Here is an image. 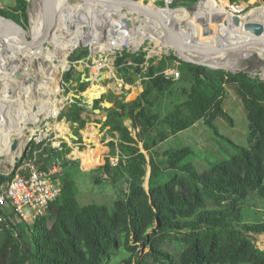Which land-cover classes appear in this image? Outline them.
Segmentation results:
<instances>
[{"label":"trees","instance_id":"1","mask_svg":"<svg viewBox=\"0 0 264 264\" xmlns=\"http://www.w3.org/2000/svg\"><path fill=\"white\" fill-rule=\"evenodd\" d=\"M197 1L173 0L169 6H190ZM224 1L222 5L227 7L228 1ZM237 1L230 0L232 4ZM13 3L0 11V16L23 23L20 16L27 12V0ZM155 5L163 8L165 0H155ZM81 53L71 61H78ZM128 59L139 61L134 55L120 53L115 65L124 84L134 86L137 76L132 74ZM10 60L0 59V70L6 74ZM247 63L249 68L260 67L253 60ZM175 64L191 82L189 89L180 88L185 99L164 117L152 115L157 96L172 94L170 89L175 88L178 80L164 75ZM247 73L209 70L185 63L175 55L150 62L141 75L148 87L129 103L119 100L116 108L107 110L105 126L109 129L105 135L111 142L101 146L98 154L97 165L115 145L113 155L118 156V163L112 165L106 160L101 170L114 182L127 184L124 199L115 203L113 211L98 204L80 206L77 191L66 178L57 206L32 227L26 223L4 225L0 232V264H264V250L254 242L255 235L264 234V206L262 221L245 220V213L254 212L250 198L264 202V82ZM75 75L71 72L64 79L76 82ZM82 84L80 87H84ZM227 86L236 91L247 112L248 148L220 135L214 124L217 119L233 124L222 108ZM102 102V98L95 100L93 109H102ZM68 108L60 119L83 124L84 108L70 102ZM125 120H130L135 130L138 128L135 136L124 126ZM201 120L215 134L222 155L224 148L229 150L220 160L210 162L191 147L161 153L154 150L170 135ZM84 128L101 132L91 124ZM153 131L157 134L150 138L148 133ZM139 143H143L148 158ZM147 166L150 176L145 190Z\"/></svg>","mask_w":264,"mask_h":264},{"label":"rangeland","instance_id":"2","mask_svg":"<svg viewBox=\"0 0 264 264\" xmlns=\"http://www.w3.org/2000/svg\"><path fill=\"white\" fill-rule=\"evenodd\" d=\"M166 1V0H165ZM228 1L227 7L226 8H230L231 6H233V8H236L235 6H240L239 9L244 8L242 13L239 14L240 16H244L245 20H249L251 19V15H250V11H253L255 9L261 8L264 6V0H240L237 1L235 4H232L230 2V0H226ZM145 2V0H144ZM147 3H154L155 4V0H147ZM224 0H219V3H224ZM74 2L72 0H67L65 2V5H70L73 4ZM35 0H27V12H23L22 15L20 16V20L23 22L22 24H24L23 26L26 28V30H28L29 35H27V39L29 38H35V36L37 34H39V31L41 28L38 27H32L31 21H30V15H29V10L34 11V14H40L39 9H37V5H35ZM14 5L13 0H4V8H10ZM261 6V7H260ZM36 10V11H35ZM235 12L238 11V9L236 8L234 10ZM38 14V15H39ZM238 15V14H237ZM69 16V15H68ZM103 16H105L103 14ZM67 17V16H66ZM66 17H61L58 21H56V23L54 24V26L52 27V32L54 34H59L60 30H64V32L71 30L70 24L68 23L67 25L65 24L66 21ZM85 17V16H84ZM101 22V21H100ZM82 24L83 21H78L76 24H74L76 30L78 31L79 28L76 27L77 24ZM59 24V25H58ZM52 25V24H51ZM36 30V31H34ZM50 28V27H49ZM86 28V29H85ZM85 30H87V26H85ZM14 31H18L15 30L14 28H12L8 22L0 20V35H2V37L5 36L4 40H10L11 39V34ZM19 32V31H18ZM41 32V31H40ZM50 32L49 29L47 31V38L45 37H41L42 40L39 35L37 36V38H35V41L40 42V44H43L44 41H46L48 39ZM68 34V33H65ZM9 35V36H8ZM136 36L132 34V37ZM141 39L142 41L145 39V35H141ZM1 37V36H0ZM7 38V39H6ZM39 38V39H38ZM154 41V40H153ZM42 42V43H41ZM47 42V41H46ZM44 42L42 49H49L51 51H55L54 47L52 45H49L48 43ZM138 43V42H137ZM63 45V46H62ZM139 46H137L138 48H136V50L132 49L131 47H129L128 45H123V46H118L121 47L120 51H113V49L107 51V52H102V53H96V55H91L88 46H83V47H78L75 50L70 52V49H68V46L60 41L59 46L61 47V50L58 52L60 57L65 60V61H60L57 58H53L52 59V64H51V71L54 74L55 80H54V84H53V93H54V98H49V96H47L43 102L40 103L39 105V110L36 111L35 115H34V111L32 110V114L30 116H28L30 114L29 108L25 106V109L22 111L24 112V116H23V122H28L30 124H33L35 122L38 121L40 116L46 117L45 114H43V112L45 111V109L49 110L48 114H51L52 116L46 118L49 122L52 118H54L55 116H57V122L61 123V125L59 126V130L62 131V133L64 134L66 129V125L68 126V131L69 133L73 134V136L77 137V140H74L73 138H70L68 136V140L71 142L70 145L68 146L66 144V142H64L63 144H61L60 150H58V152L60 153V155H62V174H61V178L59 179L61 183L64 182V180L66 178H68L69 180H71V184L73 185V187L76 189L77 193H76V200L78 202V204L80 206H84V205H89V204H98V205H103L106 208H108V210L113 211L115 209V203L119 202L120 200H123L125 195L127 194V184H125L124 182L120 181V182H114L113 179L109 176H106L103 171L101 170V166L104 165V163L106 162V160H109V162L112 165H116L118 163V160H116V156L114 158H112L113 160H111L109 157L105 158L99 165L95 164L93 165L94 168H90V169H84V167L81 164V159L84 162V164H90L91 162H93V154L95 153L93 150H89L87 145H90L92 147V149H94V147L90 144L87 143L83 137H82V133H81V129L89 123H92L95 125H97L98 127V131H102L103 128L105 127V125H107L101 118L102 113H108V109L110 108H102V113L100 114H94L93 113V108L92 110H86L81 112L82 114H85V118L83 119V124H81L80 122H66L64 120L60 119L61 115H65L68 110H69V102L67 101V96L68 94L72 91L78 95H83L84 96V92L87 89L88 83H83L82 85L84 87H80L79 84L77 83L78 80H80V75L76 74V72H78V69H81L82 67L79 66V64L81 63H76V62H72V57L79 54V57H81V60L83 61V59H87L86 61V73H90V74H94L96 71V68H92L93 65L96 63L98 65V63H102V62H107L108 58H109V63L111 64V67L113 70H111L108 66H104L102 67L99 72L98 70L96 71V73L98 72L97 75H99L100 73H103L106 76L110 77V79H106L104 82L110 83L112 85V82H116V87L119 89V92L117 91L116 95L110 93V95H108L112 100H114V106L113 108H116V104L117 101L119 100H123L124 103H129L130 101H132L134 99V89L139 86L142 87L143 82L139 81V85H134V86H130L128 84L126 88L124 89V82L123 84L121 83V77L119 75L118 72V68L115 65V60L118 56V54L120 53H124L126 55H134V59H138V63H135L132 59H128L127 60V64L129 66H131V71L132 74H136L142 75L145 73L146 68L148 66V64L150 62H159L161 59L163 58H167L170 57L172 55H174L172 53V48L168 51V53H164L162 52L163 49L166 46H162L159 44H156V42H151L149 40H145V42H141V44H138ZM159 46V48H158ZM12 46H10V43H8L5 46H1V51L4 55H2L3 57L7 58L12 56L13 53L8 54L7 51H12L14 48H11ZM22 47V45L20 46ZM67 47V48H65ZM106 48V46H105ZM107 49V48H106ZM105 49V50H106ZM32 51H36L35 49H29ZM68 50V51H67ZM102 50V49H100ZM153 51H157V53H153ZM8 54V55H7ZM1 56V57H2ZM35 57V55H32V60L31 63L33 62V58ZM59 62V65L58 64ZM69 63H68V62ZM96 61V62H95ZM95 62V63H94ZM247 65V74H249L250 76H255L258 80L264 82V73L262 74L260 71V67L258 69H254L255 66H253L252 68L248 66V63L245 62ZM68 64L70 66L69 70L67 71V73L63 76H59L60 81H58L57 79V70L61 69V70H65L68 67ZM258 66H260V64H256ZM46 69L48 68L47 65L44 66ZM138 68V71H137ZM35 69V66H34ZM173 69H176L179 71L180 73V77L178 79V81L176 82L175 88L174 89H170L172 90V94H170V92L165 93L162 96H157V98L154 100L155 104L153 106V108H151L150 112L152 115H159L161 117H164L168 112H170L171 110H173L176 106H179L183 103V100L185 99V97H182L181 92H180V88H185V89H189L190 87V79L187 73L181 72L179 69V65L175 64V66H173ZM76 71V72H75ZM71 72L74 73V77L76 78V82L74 83H70V82H66L64 77L68 74H70ZM250 72V73H249ZM96 75V76H97ZM78 79V80H77ZM72 81V80H71ZM123 81V80H122ZM141 82V83H140ZM59 84V85H58ZM122 85V86H121ZM4 87V84L2 85ZM55 86V87H54ZM107 87V86H104ZM83 89V90H82ZM0 99H3V92H0ZM56 98H58L59 103H60V110L59 107L56 106ZM106 98V95L102 97ZM39 100H37V104ZM18 103H22V102H18ZM14 104V105H12ZM36 104L34 103V105H32V108H37ZM9 107H16V102H12L10 103ZM222 108L224 109V111L232 118L233 120V124L229 125L226 121H224L223 119H217L214 124L217 128V131L220 135L228 138L229 140H231L234 144L239 145L241 147L244 148H248V143H247V129H248V119H247V112L245 111L239 97L236 94V91L231 87V86H227L225 87V92L223 95V100H222ZM8 109V108H7ZM17 109V107H16ZM27 109V110H26ZM6 110V109H5ZM18 110V109H17ZM27 112H26V111ZM59 111V113L57 114V112ZM11 114L13 116H20V113L18 112H11ZM9 113V115H11ZM6 116H8L6 114ZM18 116V117H19ZM27 116V117H26ZM45 119V120H46ZM127 125L131 126V121L130 120H125ZM26 123V125L28 124ZM66 124V125H65ZM1 126V125H0ZM10 126H12L11 121L8 122L7 126L5 127H1L0 131H2L1 133H5V130H8V128H10ZM25 128H30L33 133H41V132H45L46 130H51L52 128L50 126L41 124L39 128L37 129H33L31 127H26ZM51 128V129H50ZM52 133V138L55 139L53 129L51 131ZM157 131H153L151 133H148V136L150 138L155 137V134ZM29 130L26 131V140L30 139L32 134ZM42 134V133H41ZM56 134V133H55ZM13 137H11L12 139L10 140V145L13 142V139L15 138L14 134L12 135ZM215 134L209 129V127H207L205 120H201L198 121L193 128H188V130L186 131H182L179 134H174V135H170L164 142L159 143L154 150L158 151L159 153L167 150V149H171V148H179V147H191L193 149H197L198 152L204 154L208 160L210 162H215L217 159L220 160L222 158L223 155H226L227 152H229L228 148L226 147V150L224 148V154L222 155L223 151L222 150H218L220 148V145L216 142L215 140ZM0 142H5L8 140V137L3 139L2 137L0 138ZM25 140V142H26ZM62 139H58L57 141H61ZM55 140H53L52 142L54 143ZM65 141V140H64ZM24 143V142H23ZM9 145V147H10ZM139 145L141 146L142 150H143V143H139ZM29 146V144H28ZM27 146V148H28ZM106 146V145H104ZM2 146L0 145V148ZM73 152V158H68L69 154ZM101 151V147H99V151L98 154H100ZM116 150H112V154L115 153ZM8 153H9V149H8ZM222 155V156H221ZM4 156L0 153V157ZM105 156H107V154H105ZM108 156H110L108 154ZM147 156V153H146ZM98 155L96 156L95 162L98 160ZM81 158V159H80ZM148 158V156H147ZM118 159V158H117ZM149 166H147V170H148ZM144 185H146V182L144 183ZM61 198V197H60ZM60 200V199H59ZM250 205L252 212H248L245 213L246 214V222H251V223H255L257 221H262L261 220V211L263 210V206H264V202L260 201L258 198H250ZM58 204V203H57ZM256 213V214H255ZM248 215H250L253 220H251ZM27 224V223H26ZM29 225V224H28ZM26 232H23V235H25ZM254 242L257 245L258 248H260L261 250H264V234L261 235H255L254 236ZM29 264V263H28Z\"/></svg>","mask_w":264,"mask_h":264},{"label":"water","instance_id":"3","mask_svg":"<svg viewBox=\"0 0 264 264\" xmlns=\"http://www.w3.org/2000/svg\"><path fill=\"white\" fill-rule=\"evenodd\" d=\"M77 1H81V3L86 5V2L89 3L92 0ZM96 1L97 4L93 7H99L101 10H104V7H108L113 12L112 18L121 17V21L124 25L135 29V31L131 30L133 31V35H135L136 32H138L136 36L145 35V39L142 41L143 43L145 40L154 42L150 36L147 37L148 33H151L155 36V38H160L161 45L163 44L166 47L172 48V53L185 63L201 66L209 70H223L233 74H238L247 73V65L245 62L248 60H253L260 64V71L262 74L264 73V20H256L252 17L249 20H245L241 26V37L237 36L238 38L233 37V39H230L229 37L232 35L230 33L236 31L233 29H239L241 25L237 21L235 22V19L230 16V14H237L234 11L233 6H231V9L226 8V12H223L219 10H204L200 8V3L203 0H198L195 5L190 6L180 4L169 6L171 3H173V0H166L165 6L163 8L157 7L154 3L144 2V0ZM212 1L215 2V6L219 5L217 0ZM101 5L105 6L103 7ZM177 9H187L190 12L188 14V19L190 20H179L176 18L171 20L168 18V16H165V11ZM103 14L101 11H94V9L93 11L90 10L88 13H86L85 21H88L93 26L91 27L84 23L82 30L84 33L92 35L97 34L99 43L103 42V44H105L107 49L98 50L96 53H105L111 49H113L114 52L120 51L121 47L118 46H122L123 42L127 41V43H131L128 40L129 37L124 34L122 35V31L120 29L112 28V18L110 17L109 19L106 16H103ZM80 16L81 15L79 14H70L68 17H66L67 20L65 22L71 24L73 22L76 24L77 19L82 22L84 16ZM0 18L8 21L10 26L18 27L20 32L14 31L11 34V37L21 41L23 45H27L26 42L28 40L26 36L29 35V32L26 30L23 24L4 16H0ZM81 25L82 24L79 23V25L76 26ZM85 26H87V30H85ZM154 27L155 30L153 29ZM72 29L70 31H74ZM65 33H69V31L64 32L63 29L60 30L59 34H56V40L60 42L66 36ZM35 42L36 44H40V42ZM83 46H88L89 51L91 52L90 54L96 55V53L93 52L91 46L80 45L79 48ZM15 49L17 48L15 47ZM21 57L22 54L20 52H16V50L13 51L12 59L8 62L7 72L12 73L15 78L25 76L27 79L26 83L28 85L32 83L36 85L37 81H35V79L38 77V74L35 72L36 69H34L31 62L24 61ZM69 68L70 66L68 64L67 69H59L56 71L58 81H60L59 76H62L63 79V76L67 73ZM78 70L82 73L80 79L81 83H91L96 81L104 82L106 80V77L103 73H100L97 76L92 74L87 75L84 69ZM147 87L148 83L146 82L142 85V87L138 86L135 88L133 91L134 96L136 97L139 95ZM2 92L4 96L3 99H0V110L10 108L9 105L12 102L18 103L26 101V98L22 99V96H25V92H16V87L13 84H11L7 90L4 89ZM107 92V87H104L100 90H88L85 93L87 103H83L81 102V96L71 91L67 96V101L73 104L77 103L86 110H92V105L89 103L102 98V96ZM37 94L38 91L34 89L33 97L31 98L29 96L27 101L37 104ZM103 103L105 108L111 107V103L107 100H104ZM93 111L95 114L101 113L100 109H93ZM28 124V127L37 129L42 123L41 121H37L33 124ZM68 136L74 140L78 139L71 133H69ZM25 140L26 132L25 136H15L13 139V142L10 146V152L14 154L11 167L7 166V157H0V162H3L4 164V167L0 169V182L7 179L18 165L23 153L28 146L29 139H27L26 142ZM149 176L150 167L148 168L146 174V185H144L145 190H148Z\"/></svg>","mask_w":264,"mask_h":264},{"label":"bare ground","instance_id":"4","mask_svg":"<svg viewBox=\"0 0 264 264\" xmlns=\"http://www.w3.org/2000/svg\"><path fill=\"white\" fill-rule=\"evenodd\" d=\"M66 1L67 0H35V3H36L35 5H37V9H39L40 14H39V12H38L39 15L36 13L34 14V11L30 12V10H29L30 21H31L32 27L33 28L34 27L41 28L40 29L41 32L39 31V34H37L35 36V38H37L38 35L40 38L41 37L47 38L46 34H47L48 29H49L50 34L48 36V39L46 40L47 42L46 41H44V42L48 43L49 45H52L54 47L55 51H51L50 48L49 49L48 48L42 49L44 42H43V44H39V43L36 44L35 38H32V37L27 39L28 40L26 42L27 45H23L22 49L20 47L21 46L20 43L15 46L16 48H19V49H21V51H23V52H21V54H22V59L24 61L31 62L32 55L33 54L35 55V57L33 58L32 64H33V67L35 66V69H36L35 72L38 74V77L35 79V81H37L36 85H34V83L28 85L26 83L27 79L25 78V76L15 78L12 73L9 72L8 74H6L3 70H0V78H1L0 79V85L4 84V87L0 86V92L2 89L7 90L11 86V84H13L16 87V92H21V91L25 92L24 94L26 96V97L22 96V99L26 98V101H23L22 103H16V107L18 110L16 109V107H10L6 110H0V125H1L0 129H1V127L7 126L9 121H11V124H12V126H10V128H8V130L4 131L5 133H1L2 131H0V138L2 137L3 139H5L8 137L7 141L0 142V145L2 146L0 148V153L2 155H4L5 157H7V159H8V156L11 157V160H12L11 162H13V156H14V154L10 152V147H9L10 142H11L10 140L12 139L11 137H13L12 135L14 134V136H16V137H18V136L22 137L23 135L25 136V132L27 130H29L32 133L30 128L24 129V126L27 127L29 124L26 125V123H28V122L22 123L24 121L23 120L24 112L22 111V109L24 110L25 106H26L29 108V111L31 110L30 114L28 116H30L32 114V110L34 111V115H35L36 111L39 110V108H40L39 107L40 103L43 102V100L47 96H49L50 99L54 98V93H53L52 87H53L54 80H55V77H54L55 73H53L51 71V64H52V59L54 57L55 58L60 57L58 52L61 50V47L59 46L60 42L56 40V34H53V32H52V27L54 26L56 21H58L61 17H64V16L68 17V15H70V14H72V15L79 14V15H81L80 17H83L90 10L93 11V9L96 12L101 11L102 14L104 13V15L109 19H110V17L112 18L113 12L108 7H104L105 5H101L104 7V10H101L99 7H93L94 5L97 4L96 0H92L89 3L86 2V5L81 3V1L79 2L77 0H72L74 2L73 4L65 5ZM214 4H215V2L212 0H203L200 3V8H202L204 10L213 9L216 11L219 10V11H223V12L225 11L226 12V7H224L221 3H219L218 6H215ZM189 13L190 12L187 9H177V10H172V11L167 10V11H165V16H168V18H170L171 20H173V18H176L179 20H183V19L190 20V19H188ZM250 15L252 16V18H254L256 20H264V7L250 11ZM230 16L235 19L234 20L235 22L237 21L241 25H240L239 29H233L236 31L231 32L230 34H232V35H230L229 38L233 39V37H237V36L241 37L240 36L241 30H242L241 26H242L243 22H245V17L237 15V14H235V15L230 14ZM85 18H86V15L83 19V23L81 26H76L77 28L80 27L81 30L79 32L74 27L73 22H72V24L69 23L71 29L74 27L72 29L74 31H70L68 34H66V36L61 41L64 42L68 46V49H70V52L75 50L76 48H78L80 45L91 46L93 52H98V50H100V49L105 50L106 49L105 44H103V42L99 43L98 38H97V34L92 35V34L84 33V31L82 30V26L84 23L88 24L91 27L93 26L88 21H85ZM0 20L6 21L2 18H0ZM78 21H79V19L76 20V23ZM6 22H8V21H6ZM65 24L67 25L68 23L65 22ZM111 24H112V28L120 29L122 31V35L124 34L127 37H129L128 40L131 43H127V41H125V42H123L122 46L125 44V45H128L129 47H131L133 49V48L139 46L138 44H141V42H142L141 37L142 36L132 37V32L135 31V29L132 27L130 28V27H127L126 25H124L121 21V17L112 18ZM77 25H79V24H77ZM11 27L20 32V29L18 27H16V26H11ZM153 29L155 30V27ZM131 30H133V31H131ZM34 31H36V30H34ZM135 34L137 35L138 32H136ZM149 36L151 37L152 40H154L156 42V44L161 45L160 38H158V37L155 38V36L151 33H148L147 37H149ZM42 40H44V39H42ZM54 42H55V44H54ZM162 46H163V44H162ZM65 48H67V47H65ZM29 49H35L36 51L30 52ZM170 49L171 48H169V47H165L162 52L168 53V51ZM14 50H16V49L14 48L12 51L10 50L7 52H8V54H11V53H13ZM153 53H157V51H153ZM4 54L2 52H0V57ZM60 58H57V59L62 61L63 59H60ZM63 61H65V60H63ZM109 61L110 60L108 58L107 62H102L100 64L98 63L97 66L95 65L97 67L96 71L98 70V72H99V70H100L99 68H101L102 66H108L112 70V67H111V64L109 63ZM45 65L48 66L47 69L44 67ZM96 71L92 75H97L98 72L96 73ZM6 77H8L9 79H7L5 82L4 78H6ZM34 89L36 91H38L36 98L39 100L38 101L39 103L36 104L37 108H35V110H34V108H32V105H34V102L30 103L29 101H27V98L29 96L31 98L33 97ZM56 101H57L56 106H58L59 110H60L61 107H60V103H59L58 98H56ZM12 105H14V104H12ZM13 111L17 112V113L19 112L20 116L19 115H18L19 117L13 116L11 114V112H13ZM9 113L11 115H9ZM48 113H49V110L45 109L43 114H45L46 117L40 116L38 121H41V123L44 125L50 126V122L46 118H48L52 115L48 114ZM58 113H59V111L57 112V114ZM6 114L8 116H6ZM87 141L90 142L91 139H88ZM110 142H111V139L108 140V143H105L103 141V142H101L100 147L104 146L105 144L108 145ZM8 149H9V153H8ZM117 158L118 157H116V160H117Z\"/></svg>","mask_w":264,"mask_h":264},{"label":"built area","instance_id":"5","mask_svg":"<svg viewBox=\"0 0 264 264\" xmlns=\"http://www.w3.org/2000/svg\"><path fill=\"white\" fill-rule=\"evenodd\" d=\"M235 7L238 9L236 13L241 14L244 8ZM3 9L4 0H0V10ZM164 75L174 80L180 77L176 69H167ZM41 133H31L29 146L19 164L10 179L0 187V232L6 224L27 223L32 227L57 206L61 197L62 183L59 179L63 157L58 150L62 142L53 139L50 130Z\"/></svg>","mask_w":264,"mask_h":264},{"label":"crops","instance_id":"6","mask_svg":"<svg viewBox=\"0 0 264 264\" xmlns=\"http://www.w3.org/2000/svg\"><path fill=\"white\" fill-rule=\"evenodd\" d=\"M1 37H0V52H2L1 51V46H5V45H7L8 43H10V46H12V48H15V46L16 45H18L19 43L23 46V44L21 43V41H19L18 39H16V38H12L11 37V39L10 40H4V38H5V36L4 37H2V35H0ZM9 36V35H8ZM7 39V38H6ZM14 39V40H13ZM21 49H22V47H21ZM21 49H16V52H20L21 53ZM0 59H12V56H10V57H7V58H5V57H0ZM89 58H87V59H83V61L81 60V58L78 60V61H76V63H81V64H79V66L80 67H82L81 69H86V67H87V65H86V61L88 60ZM60 62V61H59ZM59 62H58V64L57 65H59ZM97 66V64L95 63L94 65H93V67L92 68H95L96 66ZM102 67H104V66H102ZM101 67V68H102ZM101 68H99V69H101ZM113 70V69H112ZM85 72H86V70H85ZM78 73H79V75H80V79H81V75H82V73H81V71H79L78 70ZM90 73H87V75H89ZM141 74V73H140ZM137 75V78H136V83H135V85L137 86V85H139V81H141L142 80V78H141V75ZM106 79H110V77H108V76H106ZM142 82V81H141ZM140 82V83H141ZM121 83L123 84V81L121 80ZM0 86H2V85H0ZM104 86H107V88H108V92L105 94L106 95V98H103V101L104 100H110L111 102V108L114 106V100H112L108 95H110V93H112V94H114V95H116V93H117V91L119 92V89L116 87V82H112V85L110 84V83H107L106 84V82H98V81H96V82H91V83H88V86H87V89H86V91H88V90H100V89H102V88H104ZM122 86V85H121ZM126 86L127 85H125L124 84V89L126 88ZM131 86V85H130ZM138 87V86H137ZM136 87V88H137ZM127 89V88H126ZM86 91L84 92V96L82 95H80L81 96V98H82V101L81 102H83V103H87V99L85 98V93H86ZM105 95H103V96H105ZM102 96V97H103ZM98 100V99H97ZM93 103V102H92ZM92 103H89L90 105H92ZM101 106L103 107V108H105L104 107V103L102 102L101 103ZM92 108H93V105H92ZM101 110V113H102V109H100ZM84 111H85V109H84ZM93 111V110H92ZM93 113H94V111H93ZM95 114V113H94ZM100 114V113H99ZM58 116V115H57ZM57 116H55L54 118H52L51 120H50V127L53 129V132H55L54 133V136H55V138L56 139H62L61 140V142H62V144L64 143V142H66V144L69 146L70 145V141L68 140V134H69V131H68V126L66 125V127H65V129H66V131H65V133L63 134L62 133V131L61 130H59L58 128H59V126L61 125V123H59V122H57L56 120V118H57ZM85 118V114H82L81 115V119L83 120ZM101 118H102V120L105 122L106 121V118H107V114L105 113H102V116H101ZM197 123V122H196ZM195 123V124H196ZM56 124V125H55ZM89 124H91L92 126H97V125H95V123L94 124H92V123H89ZM124 126L125 127H127L128 128V130L129 131H131V133H132V135L133 136H135L136 135V132L138 131V128L135 130L134 128H133V126H132V123H131V126L130 125H127L126 124V121H124ZM194 124V125H195ZM194 125H192L190 128H193V126ZM85 127V126H84ZM82 128L81 129V133H82V137H83V139L87 142V143H90L93 147H94V149H92V147L90 146V145H87L88 146V148H89V150H93L94 152H95V154H94V158H93V162H91L90 164H84V162L82 161V159H81V164H82V166L84 167V169H90V168H94V166L93 165H95V164H97V161L95 162V159H96V156L98 155V151H99V147H100V144H101V142H105V143H108V140L110 139L107 135H105V132L109 129V126H105L104 128H103V130L99 133H97V132H95V131H93V129L92 128ZM50 128V129H51ZM189 128V129H190ZM52 129L50 130V131H52ZM188 130V129H187ZM186 131V130H185ZM180 133V132H179ZM178 133V134H179ZM88 139H91V141L90 142H88L87 140ZM65 140V141H64ZM57 142V141H56ZM55 142V143H56ZM106 145V144H105ZM109 145V144H108ZM139 148H140V150L142 151V152H144L145 154H146V152L144 151V150H142V148H141V146L139 145ZM113 149L114 150H116L115 149V145L113 146ZM60 154V153H59ZM114 154V153H113ZM112 153H110L109 155L110 156H106V157H109L111 160H113L112 158H114L115 156L116 157H118L117 155H113ZM68 158H73V152H71L70 154H69V156H68ZM118 160V159H117ZM10 161V162H9ZM12 160H11V157H9L8 156V163H7V166L8 167H11L12 166V162H11ZM2 167H4V164H3V162H0V169L2 168ZM3 184L4 183H1L0 184V187H2L3 186Z\"/></svg>","mask_w":264,"mask_h":264},{"label":"clouds","instance_id":"7","mask_svg":"<svg viewBox=\"0 0 264 264\" xmlns=\"http://www.w3.org/2000/svg\"><path fill=\"white\" fill-rule=\"evenodd\" d=\"M4 9H6V8H4ZM4 9H3V10H4ZM0 11H2V10H0ZM238 15H239V14H238ZM172 69H173V68H172ZM179 74H180V73H179ZM177 80H178V79H177ZM70 83H74V82H73V81H70ZM85 83H86V82H85ZM5 182H6V181H5Z\"/></svg>","mask_w":264,"mask_h":264}]
</instances>
